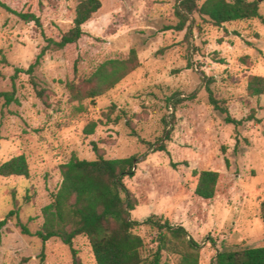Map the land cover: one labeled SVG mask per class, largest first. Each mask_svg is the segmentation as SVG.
Listing matches in <instances>:
<instances>
[{
	"label": "rangeland",
	"instance_id": "1",
	"mask_svg": "<svg viewBox=\"0 0 264 264\" xmlns=\"http://www.w3.org/2000/svg\"><path fill=\"white\" fill-rule=\"evenodd\" d=\"M80 1L0 0L36 13L48 36L73 26ZM101 2L78 45L47 53L33 77L26 71L44 46L41 30L0 6V92H14L16 99L8 106L0 101V166L24 155L30 167L28 178L0 176V221L16 210L35 234L61 186L60 166L74 157L96 160L95 143L108 160L138 157L134 177L125 180L139 204L132 219L144 223L157 215L185 227L202 246L200 264H212L223 250L264 247V96L251 98L247 91L251 77L264 78L263 21L217 28L196 17L199 27L187 37V30H168L178 23V0ZM260 13L264 18V3ZM132 50L139 68L112 91L94 101L71 100L67 82L88 79L101 64L126 60ZM208 87L234 119L244 121L242 127L226 124L210 104ZM38 89L46 91L47 105ZM173 114L168 153H154L152 144ZM92 122L98 126L87 136ZM202 171L220 175L212 200L195 194V172ZM134 234L149 257L156 231L139 226ZM72 250L83 264H97L85 237L71 248L24 235L16 219L0 228V264H73ZM167 260L177 264L178 258L165 254Z\"/></svg>",
	"mask_w": 264,
	"mask_h": 264
},
{
	"label": "trees",
	"instance_id": "2",
	"mask_svg": "<svg viewBox=\"0 0 264 264\" xmlns=\"http://www.w3.org/2000/svg\"><path fill=\"white\" fill-rule=\"evenodd\" d=\"M57 6L61 0H49ZM264 0H178L175 6L177 25L168 30L183 32L187 37L193 35L199 26L196 17L207 20L212 26L222 28L225 24L243 22L264 18L260 13ZM0 6L18 16L27 24L34 23L41 30L44 46L26 71L33 77L41 66L42 60L49 52L68 49L85 36L83 27L91 22L102 8L101 0H82L76 7L73 26L66 32L46 35L41 18L33 12L12 10L0 2ZM135 50L131 51L126 60H109L101 64L88 78L76 82H67L66 89L74 102L94 101L112 91L123 80L139 68ZM24 71L17 70V73ZM248 95L251 98L264 96V78L253 76L248 82ZM210 104L225 117L228 125L242 127L244 121L234 119L228 107L218 101L208 87ZM39 98L47 105V95L44 89H38ZM5 104L16 101L14 92H0V101ZM178 103H173L174 108ZM109 121L111 114L104 115ZM249 122L254 117L247 119ZM166 125L163 137L152 144L154 153L167 151V142L173 132V118L164 120ZM98 126L90 123L85 129V135L92 136ZM93 150L97 153L94 161L72 158L60 166L62 183L53 195L52 202L43 211V225L32 234L28 227L19 220V213L11 211L0 228L7 225L8 220L16 219L22 233L34 236L46 244L52 239L60 240L64 245L73 247L78 237H85L94 254L97 264H173L164 261V255L178 258L177 264H200L202 246L180 225H173L169 220L153 215L144 223L136 222L131 214L139 206L138 200L127 187L125 180L133 178L136 172L138 157L108 160L99 154V148L94 143ZM198 184L195 190L197 197L212 200L215 197L220 175L213 171L195 172ZM0 176L3 178L30 176V167L24 155L15 157L0 166ZM261 217L264 222V202L261 205ZM149 226L156 231V250L145 257L144 240L134 234L135 228ZM73 264H83L75 250ZM42 264V263H41ZM212 264H264V247L244 248L239 250H223L217 253Z\"/></svg>",
	"mask_w": 264,
	"mask_h": 264
}]
</instances>
